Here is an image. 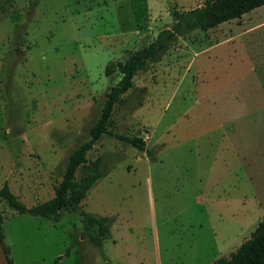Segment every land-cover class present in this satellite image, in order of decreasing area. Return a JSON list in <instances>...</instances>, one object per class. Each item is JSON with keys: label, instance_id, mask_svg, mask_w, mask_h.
<instances>
[{"label": "rangeland", "instance_id": "1", "mask_svg": "<svg viewBox=\"0 0 264 264\" xmlns=\"http://www.w3.org/2000/svg\"><path fill=\"white\" fill-rule=\"evenodd\" d=\"M207 0H0V187L55 196L90 139L106 74ZM264 6L176 37L134 78L87 153L105 175L59 221L0 205L13 264H213L264 217ZM115 134L142 137L152 154ZM80 168L76 180L85 174ZM82 211L110 219L84 226Z\"/></svg>", "mask_w": 264, "mask_h": 264}, {"label": "trees", "instance_id": "2", "mask_svg": "<svg viewBox=\"0 0 264 264\" xmlns=\"http://www.w3.org/2000/svg\"><path fill=\"white\" fill-rule=\"evenodd\" d=\"M262 6H264V0H207L204 4L190 10L175 11L172 27L160 31L152 42L130 52L124 60L114 61L107 65V75L120 72L122 76L117 84L111 86L107 92L101 113L90 129V139L71 153L63 179L55 188V196L43 203L29 207L11 191L8 184H5L0 189V205L5 203L18 213L54 221H59L64 211H77L88 191L105 175L103 157L90 161L87 153L105 134H111L108 124L114 109L122 101L123 95L134 87L135 76L140 71L147 69L150 62L157 60L176 37L198 29L207 31L224 22L240 19L244 14ZM114 136L139 151L152 154L153 150L147 149L145 140L140 136L125 134H115ZM80 168L86 169V172L77 181L76 175ZM82 215L84 216V226L87 229L97 227L103 235H109L110 219L108 217L97 216L85 211H82ZM4 219L3 211L0 208V235L9 255L10 247L5 241L2 228ZM10 261L13 264L11 259ZM213 264H264V217L250 239L246 240L229 257L219 258Z\"/></svg>", "mask_w": 264, "mask_h": 264}, {"label": "crops", "instance_id": "3", "mask_svg": "<svg viewBox=\"0 0 264 264\" xmlns=\"http://www.w3.org/2000/svg\"><path fill=\"white\" fill-rule=\"evenodd\" d=\"M249 58L256 59V60L251 61L252 62V65L250 66V68H252L251 70H254V71L257 70L259 71V73L264 72V52L259 51L257 56H253V57L251 56Z\"/></svg>", "mask_w": 264, "mask_h": 264}, {"label": "water", "instance_id": "4", "mask_svg": "<svg viewBox=\"0 0 264 264\" xmlns=\"http://www.w3.org/2000/svg\"><path fill=\"white\" fill-rule=\"evenodd\" d=\"M0 264H11L9 255L5 249L1 235H0Z\"/></svg>", "mask_w": 264, "mask_h": 264}]
</instances>
